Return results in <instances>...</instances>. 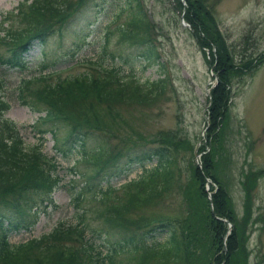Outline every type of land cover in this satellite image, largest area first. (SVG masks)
I'll return each mask as SVG.
<instances>
[{
  "label": "trees",
  "instance_id": "obj_1",
  "mask_svg": "<svg viewBox=\"0 0 264 264\" xmlns=\"http://www.w3.org/2000/svg\"><path fill=\"white\" fill-rule=\"evenodd\" d=\"M69 3L70 0H22L14 11L3 14L0 45L5 46L6 54L0 56V65L24 68V56L30 47L35 43L45 45V40L54 33L51 25L65 24L64 18L71 13ZM183 3L186 5L183 20L191 27L196 45L207 50L205 62L216 79L208 92L205 144L197 148L200 168L191 162L189 171L186 169L189 180L183 186L178 185L180 175L174 176L175 156L180 151L192 150L195 143L178 138L174 132L158 133L156 143L146 140L126 144L130 146L123 152L105 144L103 138L93 139L95 134L110 135L109 128L118 119L114 106L153 101L163 93L165 78L158 76L140 84L134 76H120L118 68H105L101 63L90 75L55 81L44 76L26 78L17 86L18 102L42 113L32 129L38 136L49 134L57 143L56 136L64 128L61 142L54 147L63 154L77 150L76 159L89 166L91 175L81 191L92 192L89 201L98 205L79 210L75 225L59 224L40 238L12 246L8 236L33 227L37 210L50 202L57 178L51 174L49 168L53 164L46 160L39 145L25 147L16 125L4 118L7 103L2 99L0 85V264H114L113 257L120 250L128 252L127 264H248L245 243L249 238L247 224L252 223L251 192L263 171L248 170L239 181L244 196L238 218L227 185L218 174V164L226 155L227 141L222 130L228 124L233 94L231 78L249 76L264 57L259 61L257 57L235 60L223 44L205 0H183ZM124 5L129 19L115 30L118 43L125 44L131 53L122 60L129 62L127 58L132 56L143 60L145 66H160L148 17L139 0H125ZM52 19L56 23L48 24ZM115 58L121 60L120 55ZM92 140L93 146L89 147L87 143ZM137 166L141 172L121 184L120 193L109 185L100 187L105 179L123 176ZM178 186L186 207L184 217L149 218L141 213ZM74 199L76 202L77 196ZM87 212L91 221L100 225L99 229L91 230L93 237L102 240L110 232L120 235L104 253L85 239ZM226 224H230V229ZM155 235L163 236L162 241H154Z\"/></svg>",
  "mask_w": 264,
  "mask_h": 264
},
{
  "label": "rangeland",
  "instance_id": "obj_2",
  "mask_svg": "<svg viewBox=\"0 0 264 264\" xmlns=\"http://www.w3.org/2000/svg\"><path fill=\"white\" fill-rule=\"evenodd\" d=\"M124 1L70 0L71 13L60 20L65 24L57 27L60 24H55L56 19L48 22L55 24L51 25L54 33L45 40V45L35 43L30 47L24 56V68L13 69L0 65L1 95L7 103L4 118L16 125L25 147L39 145L46 160L53 164L49 168L51 174L57 178L50 202L37 210L33 227L8 236V243L12 246L40 238L59 224L75 225L79 210L86 211L98 205L89 201L92 192L84 194L81 191L91 175L87 168L89 166L76 159L77 150L72 149L63 154L54 147L61 142L64 128L56 136L57 143L49 134L38 136L36 130L32 129V124L42 113L18 102L17 86L26 78L44 76L55 81L58 78L90 75L100 63L105 68H118L120 76H134L140 84L161 76L166 80L161 95L144 104L114 106L121 121L116 119L112 126L109 124L110 135L95 134L93 139L103 138L105 144L123 152L135 142L149 140L156 143L158 133H177L178 138L195 143L192 150L180 151L175 156L174 176L180 175L179 186L189 180L186 169L189 171L191 162L197 163V148L205 144V130L209 126L206 110L208 92L216 82L213 71L205 62L207 50L196 45L191 36L192 29L185 21L187 26L180 25V18L183 19L182 13L186 8L183 0H139L148 17L150 35L161 65L145 66L143 60L132 56L127 58L129 62L123 61L122 58L127 57L131 50L125 44L118 43L115 28L129 19ZM21 2L0 0V18L14 11ZM204 4L208 5L223 44L235 60L257 57L259 61L264 57V0H205ZM109 29L112 31L108 34ZM4 49L5 46L0 45L2 57L6 54ZM211 52L215 53V49L211 48ZM118 55L121 60L115 58ZM43 65L46 68H42ZM259 65L249 76L231 78L233 94L228 108V124L222 130L227 141V146L224 144L226 155L225 160L222 162L220 159L218 164V174L227 185L231 205L238 218L242 213L244 196L239 181L248 170L263 171V176L257 180L251 192L252 223L247 224L249 238L245 243L248 264H264V60ZM117 123L120 124L116 126ZM87 144L93 146V140ZM151 165L147 164L146 168ZM140 172L141 168L137 166L123 176L105 179L100 187L104 189L110 185L118 194L121 192L119 186ZM179 186L141 213L149 218L184 217L186 207ZM84 218L89 223L85 239L97 250L104 253L112 242L119 240L120 235L115 232L102 236V240L93 237L91 230L99 229L100 225L91 221L90 212ZM154 237V241L159 242L163 236ZM224 243L225 239L223 247ZM128 258V252L120 250L113 257V262L127 264Z\"/></svg>",
  "mask_w": 264,
  "mask_h": 264
},
{
  "label": "water",
  "instance_id": "obj_3",
  "mask_svg": "<svg viewBox=\"0 0 264 264\" xmlns=\"http://www.w3.org/2000/svg\"><path fill=\"white\" fill-rule=\"evenodd\" d=\"M180 25H181V26H187V25L182 21V19L180 20Z\"/></svg>",
  "mask_w": 264,
  "mask_h": 264
}]
</instances>
